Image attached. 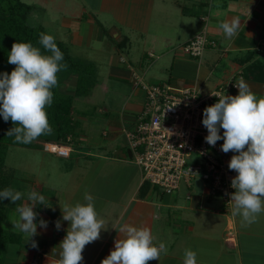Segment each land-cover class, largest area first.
<instances>
[{"label":"crops","instance_id":"crops-1","mask_svg":"<svg viewBox=\"0 0 264 264\" xmlns=\"http://www.w3.org/2000/svg\"><path fill=\"white\" fill-rule=\"evenodd\" d=\"M97 14L102 17L97 25L90 18L83 24L82 17L63 19L62 24L66 28L76 24L77 30L70 31L79 34L80 43L90 45L92 41L104 40L107 33L104 18L112 19L107 25H112L108 33L113 35L115 45L110 48L108 76L115 82L114 95L125 101L124 112L128 113L121 112L116 119L99 120V127L108 129L101 133L106 139L98 141L93 135H83L74 142L68 158L49 154L63 160L59 176L65 180L52 184L42 182L38 175H29L34 191L41 194L47 190L41 194L46 197L45 204H36L34 211L38 214L37 221L42 218L48 221V226L37 227L39 234L32 239L38 246L32 248L24 234L13 229L11 221L18 218L16 208H6L1 227L19 235V242L7 246L2 264H31L33 260L37 264H51L58 258L59 244L69 226L62 220L60 207L65 203H83L85 191L95 198L96 210L106 224L100 239L85 246L82 264H100L114 249V241L122 238L118 227L123 223L148 227L154 243L163 242L167 246V254L162 253L158 261L149 264H183L185 249L197 253V264H264V214L255 223L242 225L241 219L233 217L231 211L224 213L221 199L211 196L203 186L193 190V185L182 184L174 193L164 194L148 185L141 195V187L146 182L141 169L132 161L122 133L123 128L134 127L145 100L144 92L131 82V70L146 66L149 71L151 68L154 72L160 71L163 81L159 78L160 81L151 84L195 86L200 92L206 86L210 92L240 69L245 70L254 63L264 67L260 61L264 55V0H102ZM201 16L206 18V23L201 21ZM232 18L239 19L240 28L228 40L218 26ZM81 23L86 28H81ZM205 26L217 46L208 48L201 58H192L184 52L183 45ZM140 75L147 81L145 73ZM74 78L66 80L64 87L68 83L71 87L72 82L75 87ZM244 80L258 97L264 96V82L252 75ZM124 88L128 94L123 93ZM73 119L77 123L80 120ZM43 138L42 143L60 142L55 133ZM233 154L228 153L227 165ZM5 170L16 177L6 165ZM23 189L16 190L28 192ZM57 220L61 222L59 231L55 228ZM229 221L234 227L233 245L225 242Z\"/></svg>","mask_w":264,"mask_h":264},{"label":"clouds","instance_id":"clouds-1","mask_svg":"<svg viewBox=\"0 0 264 264\" xmlns=\"http://www.w3.org/2000/svg\"><path fill=\"white\" fill-rule=\"evenodd\" d=\"M218 27L225 38L231 40L238 34L240 21L232 18ZM38 44L39 47L31 42L13 43L8 63L15 67L10 73H0V117L13 124L6 136L22 144H31L41 136L53 134L46 109L53 103V89L58 87L57 74L68 67L63 63V53L53 35L39 33ZM235 87L238 89L235 96L226 95L224 90L212 95L218 101L205 107L202 125L207 130L204 139L209 146L223 140L221 151L234 153L227 165L236 173L230 183L234 189L230 194L231 215L239 217L242 225H249L264 214V96L258 97L243 77ZM24 198L25 202L15 209L18 218L11 224L13 229L24 234L32 248H37L32 238L39 234L38 226L47 228L48 221L42 218L37 221L34 209L36 204L44 205L46 197L34 190L27 193L12 187L0 190V200L14 205ZM83 201L60 207L62 220L69 226L59 244L58 258L51 264H82L85 246L100 239L106 221L98 214L95 198L87 191ZM55 228L61 229L59 220ZM118 231L122 238L114 241V249L100 264H149L158 261L162 253L167 254L165 243H154L148 227L123 223ZM183 264H197V253L185 249Z\"/></svg>","mask_w":264,"mask_h":264},{"label":"built area","instance_id":"built-area-1","mask_svg":"<svg viewBox=\"0 0 264 264\" xmlns=\"http://www.w3.org/2000/svg\"><path fill=\"white\" fill-rule=\"evenodd\" d=\"M200 19L207 22L204 16ZM216 46L205 26L183 45V50L192 58H201L208 48ZM241 77L244 78V69L233 73L212 91L201 93L195 86L147 83L142 75L131 70V82L144 92L145 100L134 127H125L122 133L133 163L141 169L144 182L164 194H172L182 184L191 187L192 179L199 178L207 193L221 199L224 213L231 211L230 194L234 189L230 183L236 174L227 167L228 153L221 151L223 140L217 141L215 146L205 142L208 133L202 119L205 107L218 101L212 96L215 92L224 90L226 95L238 94L235 86ZM73 148L72 135L60 142L42 143L44 152L63 158H68ZM225 242L234 243L231 221L226 228ZM31 264H37V261L33 260Z\"/></svg>","mask_w":264,"mask_h":264},{"label":"rangeland","instance_id":"rangeland-1","mask_svg":"<svg viewBox=\"0 0 264 264\" xmlns=\"http://www.w3.org/2000/svg\"><path fill=\"white\" fill-rule=\"evenodd\" d=\"M22 2L35 7L34 13L38 15L33 16V18L36 24L42 25L49 35L55 37L56 41H63L64 45L68 47V52L72 58L76 59L77 63L81 64V66L78 65L79 67H77L79 70H82L84 79L80 81L82 86H80L78 96H74L72 101L73 117H79L80 119L77 123L78 131L73 138L75 144L83 135L88 137L93 135L98 141L106 139L105 136H101V133L108 132V129L106 127H99L101 126L98 124L99 120L116 119L117 115L121 112L123 113L125 109V101L122 102L121 98L114 95L115 91H113L112 86L115 85V82L108 76V60L112 52L110 48L115 45L113 35L110 34V32L108 33L112 25H107L112 22V19L104 18L106 23L104 25L107 29V35H104V40L102 42L96 40L92 41L90 45L86 42H82L83 44L80 43V38L77 36L79 34L70 31L77 30L76 24L70 26V29L64 27L62 24V22H65L63 19L69 21L72 18L78 17L80 19V17H82L81 20L83 24L86 18H90L96 21L95 24L97 25V23L102 22V17L97 14L102 0H22ZM82 23L80 26L81 28L85 27ZM68 38H70V40H77L78 42H70L67 40ZM260 61L264 64V55L261 56ZM137 69L138 71L135 70L137 73H145L144 78L147 80L145 82L153 83L152 81L156 82L161 78L160 71H158V73L157 71L154 72L153 68H151L150 71L146 69V66H143V69L140 67ZM165 72L168 73V71ZM201 77H203V73ZM121 87L124 86L121 85ZM74 88L72 82L71 87L68 83V86L64 87L63 90L65 93H70V95H72ZM202 90L203 92L201 93L209 92L206 86H204ZM123 93L128 94L125 88L123 89ZM127 113L128 111L125 110L124 115ZM41 150L42 141L37 149L19 146H10L8 148L5 157V165L8 170L14 172L16 175L15 181L12 183V185L15 186H11L12 188L17 189V187H20L24 188L23 191H33L34 188L32 187V178L29 176L30 174L38 175V178L42 182L49 181L52 184L65 180V178L59 176L63 160L51 156L54 154L49 155L50 153H43ZM71 160H73V158H71ZM191 183L193 185V190H196V188L200 189L201 186H203V182H201L199 178L192 179ZM44 189H46V187ZM46 191L47 190H44L41 194H45ZM159 191L162 193L160 189Z\"/></svg>","mask_w":264,"mask_h":264},{"label":"trees","instance_id":"trees-1","mask_svg":"<svg viewBox=\"0 0 264 264\" xmlns=\"http://www.w3.org/2000/svg\"><path fill=\"white\" fill-rule=\"evenodd\" d=\"M34 6L22 2V0H0V73H10L14 65L8 63V54L11 51V45L16 42H31L34 46L38 44L39 33H47L40 24H36L32 14ZM32 25V26H29ZM57 46L64 56L63 63L67 64L66 70H62L58 75V87L53 89L54 98L51 107L47 108L49 123L54 129L57 140L61 141L68 135H73L77 127V122L73 119L72 101L74 96H78L83 72L79 70L80 63L72 58L68 52V47L61 41H56ZM43 51V49H42ZM77 64V65H76ZM78 66V67H77ZM253 76L255 80L264 82V67L260 63L251 64L245 67L244 77ZM75 77V88L73 94L65 93L64 82L69 78ZM63 85V86H62ZM13 127L9 120L5 122L0 117V190L11 187L15 178L12 173L5 170V157L10 146H19L25 148H38L39 142L44 140L43 136L39 137L31 144H22L14 141L13 137L6 136V132ZM46 141V140H45ZM150 185L148 182L141 187L140 194L143 195ZM20 201L14 205L8 200H0V264L4 260L6 248L12 243L19 242V235L4 230L1 225L6 208H16Z\"/></svg>","mask_w":264,"mask_h":264}]
</instances>
